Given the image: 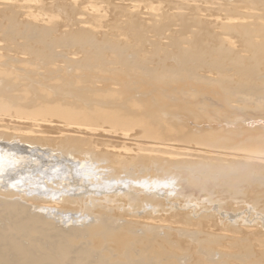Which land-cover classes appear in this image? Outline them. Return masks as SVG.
<instances>
[{
	"label": "bare ground",
	"instance_id": "bare-ground-1",
	"mask_svg": "<svg viewBox=\"0 0 264 264\" xmlns=\"http://www.w3.org/2000/svg\"><path fill=\"white\" fill-rule=\"evenodd\" d=\"M125 1L42 2L44 11L72 14L63 21L34 12L37 0H0V28L6 23L7 34L23 40L18 52L12 47L9 64L0 52V264H264V235L254 228L229 234L183 214L200 208L182 199L180 188L194 191L187 181L182 187L162 179L167 174L144 179L126 171L194 167L241 180L264 175V125L228 131L212 120L233 109L264 115V0H221L231 8L226 12L215 0L170 3L175 10L167 22L178 20L191 34L179 35L188 47L175 52L183 63L177 58L175 70L157 64L155 50L148 61H158L149 66L142 57L138 63L120 57L128 44L122 36L169 24L164 8L144 13L149 4ZM116 16L123 18L120 28L108 20ZM107 40L120 55L111 61L89 51ZM46 43L78 52L69 50L63 63L64 52L57 58L35 45ZM5 46L0 42V51ZM54 54L63 64L53 63ZM201 58L208 64H198ZM262 197L246 189L224 202L250 205ZM207 237L223 241L217 248L223 255L210 257ZM233 247L237 257L227 254Z\"/></svg>",
	"mask_w": 264,
	"mask_h": 264
},
{
	"label": "rangeland",
	"instance_id": "rangeland-1",
	"mask_svg": "<svg viewBox=\"0 0 264 264\" xmlns=\"http://www.w3.org/2000/svg\"><path fill=\"white\" fill-rule=\"evenodd\" d=\"M37 1L39 3L40 8H35L34 12H36L40 15H42V14L55 15L60 20H63V21H66L65 16L66 17H70V16L73 17L70 12H64L65 16L63 17V15L57 11H56V13L44 11L41 9V5H42V2H45V0H37ZM183 1H187V0H131L130 1L131 3H129L128 0H126L125 3L127 6L130 4H134V3H139L140 5H142V4L143 5L144 4L151 5V6L146 5V7H145L146 9H145V11H143L144 13H146V12L148 13V11H150L151 8L154 9V7H156V10H157L158 8L162 7V8H164L163 10H165L167 12L169 11L167 14H169V13L171 14L175 10V9L169 10L171 7H173V6H171V4L176 5L178 2H183ZM189 1L191 2L192 6L197 5V4H200L201 6H203L202 4L207 3V2L199 3L198 2L199 0H189ZM219 1L221 2V0H215V2H217V3ZM230 1H232V0H230ZM77 2H78L77 5L85 4L86 6H97L99 0H77ZM115 2L118 3L119 1H115ZM187 3H189V2H187ZM225 3L226 2H221L222 6H224V8L222 7L223 10L226 8L228 2L226 4ZM163 5H164V7H163ZM147 8H149L148 11H147ZM162 8H160L161 13L163 12ZM112 9L113 8H111V10ZM226 9L224 10L225 12H226ZM227 10H231L230 6ZM170 14H169V16H170ZM231 14H232V12H231ZM156 15H158V13ZM223 15H221V16H223ZM76 16H77V14L75 15V17ZM169 16L165 20V23H169L171 25H169V24L165 25L167 28L163 27V30L161 29L160 32L149 30V31L143 32L144 34L142 33L141 36H137L135 34V36H137L139 38L142 37L141 39L135 37L133 34H131V35L126 34L127 36L124 35L125 37L122 36L121 39L127 37L128 41L125 39V43L128 42L129 45L128 44L124 45L125 49H123L120 52L121 56L119 55V52H117L118 54H116L115 50L118 51L117 49H114L113 47L109 46L110 44L108 43V40L104 41V43L101 42L102 43L101 45H99L100 43H97L96 46H99V47L98 48H96V47L91 48V49H89V51L91 50V52H93V53L95 51V53H96V54L94 53L95 55H97L101 52L100 54H102L103 57H107V58H105V61L108 60V56L111 57L110 59H114V57L120 56L122 59H125V61L129 60V62L135 63L133 61V60H135L138 63L139 61L137 59L142 57L141 59L144 58L143 61H145V62L142 61V63L147 64L149 66L150 63L155 64L158 61L157 60L155 62V59H153L154 60L153 63L151 61H148V59H149L148 56H150L151 52L153 50H155L157 53V56L155 58L160 59L159 60L160 62L158 61L157 64L163 62L162 64H165V65L167 64L169 66V67L167 66L168 69L175 70L174 68H176V66L174 67L173 63L177 64V62L179 61L180 63H178V64H183L180 61L181 57H179V55H178L179 53L176 54L175 52H178L179 50L182 51L184 48H185L184 50H187L186 46L188 47V45H186L185 43H184L185 45H182L183 44L182 40L187 41L186 40L187 38L184 37L187 35H188L187 36L188 40H190L189 37L191 36V34H190V32H187L189 34L184 35L183 30L181 29L182 30L181 31L179 29V28H181V27H179L180 25H178L179 21L173 20L176 23H174V22H173L174 24L172 22L170 23L171 19H169V18H171V16L170 17ZM194 16H196V18H200L202 16V14H200V12H198ZM109 19H110L111 24L113 22H116V24L119 26V28L123 25L122 24L123 18L121 16H116V17H111V18L108 17V20ZM168 20H170V21L167 22ZM106 23H108V22H106ZM162 23H164V21H162ZM111 24L109 27H107L108 30L112 29V31H114V30L118 29V28H114V26ZM4 25H6V27L4 26L5 29H3L4 32L2 30V28H3L2 27V28H0V30H2L0 32L3 34H1V33L0 34L2 36L4 35V37H3L4 39H6V38L8 39L10 37V35L7 34L9 31L8 26L6 23H4ZM158 25H159V22H158ZM168 26H170V27H168ZM6 28H7V30H6ZM107 28H105V29H107ZM196 30L197 29L193 27L190 31L196 32ZM116 31L114 34H109V36L110 35H114V36L118 35ZM179 31H181V32H179ZM178 32H179V34H178ZM213 32L217 33L216 31H213ZM131 33H132V31H131ZM180 34L184 35L182 37H184L185 40L183 38L182 39L179 38L181 36ZM12 35H14L13 31L11 33L12 39H11V37L8 40L6 39L7 43L4 41V39L3 40L0 39L2 46H5V44H7L10 47L12 44L11 48H9L6 45L10 54H8L9 52H7V49H6V51L4 50L6 48V46L3 47L4 49L2 48L0 51L1 53L4 52L5 56L3 54H0V55L1 56L3 55L6 60L10 55L14 56L15 51H17V49L21 47L20 44H23V40L20 41L22 39V36L19 35V33L18 34L15 33V36L16 35L17 36L19 35V37L21 36L20 38H17V36H16L17 39L15 38V36H12ZM130 36H132V37H130ZM13 38H15L16 40ZM110 38L112 39V37H110ZM132 38L133 39L136 38V40L135 39L133 40ZM107 39H109V37H107ZM137 39L139 40V42ZM9 40H12V41H9ZM93 40L96 41V39H93ZM112 40H114V39H112ZM140 40H142V41H140ZM177 40L178 41L181 40L180 41L181 45H179V46L177 45L178 44ZM17 41H20V42L18 43ZM173 41H174V43H175V41L177 42L175 44L177 45L178 48L180 47L179 49L176 47V45H174ZM4 42H5V44H3ZM16 42L19 45L16 44ZM35 45L39 46L38 48L42 51L51 52L53 50L55 52L57 58L61 57L60 60L62 59L63 61L62 60L61 61L63 63L66 62V60L68 62V59H70L69 58L70 56L68 55L69 53L78 52V50L75 48H74V50L67 48L68 51L69 50H71V51H69V53H68V51L64 52L62 49L63 48L62 44L58 45V46L53 45L52 43H46L43 45L35 44ZM12 47H13V49L15 47L14 52L12 51ZM111 48H113V50ZM93 49H94V51H93ZM11 51H12V53H11ZM5 52H7V54H5ZM60 52H62V53L64 52V53L62 54ZM20 53H21V51H20ZM59 53L62 54L63 56L59 57ZM93 53H91V54H93ZM21 54L23 55V52ZM21 54L19 56H21ZM55 54L51 58H53V59L56 58ZM174 54L178 57L175 56L176 57L175 58L173 56ZM239 54L243 55V57L246 56L245 54H242L241 52ZM10 57H12V56H10ZM9 58H8V60H10ZM177 58H179L178 61H176ZM29 59H30V57H29ZM131 59H132V61H130ZM6 60L2 64H5V63L9 64L10 61L7 60V62H8L7 63ZM11 60H12V58H11ZM60 60L54 59L53 63L54 62L56 63V61H58L56 64H59V63L63 64ZM146 60L148 62H146ZM202 60H203V58L200 59V62ZM204 60H203V62L198 63V64H202L204 62H206L205 64H208L207 63L208 61H204ZM12 63L13 62H11V64ZM33 63H35V62L33 61ZM140 63H141V61H140ZM176 64H174V65H176ZM200 72H198L197 76L203 75L202 71H200ZM214 119H215V121L218 122L217 126L219 129H224V130H228V131L257 130L259 128L258 126L264 125V115H260L254 111H241L240 109H233L228 113L219 112L212 117V120H214ZM132 170L133 169H127L126 171H129V172H127L128 174L139 175L141 178H144V179H149L150 177L162 178L160 176L167 174L162 179H171V180H173V183H175V184L179 183L182 187L184 186L185 181H187L190 185H192V188L194 189L195 192L192 189H189L186 187H183L184 189L180 188L181 190H183V192L185 190V192L183 193L182 199L192 201V202H194L195 205L200 204V208L194 207L195 208L194 210L191 209V210L183 211L184 215L185 214L189 215L190 221H200V220L203 221V219H205L206 222L205 221H203V222L207 224L208 228H212L214 230L224 229L225 232L229 233V234L240 233L242 231V229H245V228H254L257 231L259 236L264 235V197H262L261 200H258L257 204H254V202L251 201L250 205L247 204L246 202L242 203V201L232 202L230 200L228 203L224 202V199L226 198V196L231 198V196H235V194L241 192V190H246V189L258 190V193L262 192L264 194V175L263 176L262 175L252 176L253 180H241L240 178H236V176L234 177L233 174H225L221 170H213V171L209 172L208 170H205V169L199 170V168H194V167L193 168H179V167L167 168L166 167V169H160V170H156L155 168H149L146 170L139 169L138 172H135ZM126 171H125V174H127ZM98 177L99 176H96V178H98ZM214 181H216L218 183L215 186H214ZM225 182L228 186L230 185V187H231V188L229 187L230 190L223 187V184ZM237 182H241V183H237ZM226 191L229 193H226ZM229 194H231V195H229ZM180 200L181 199L177 200L176 202L174 201L175 205H177ZM175 208L177 210V207H175ZM81 224H83V223H81ZM217 226H219L221 228H217ZM262 238L264 239V236ZM207 239H209L208 240L209 244L207 245V247L209 250L210 257L212 259H215L216 258L215 255H220V256L223 255V252L221 250L217 249V248H219V245H221V243L223 241H216L211 237H207ZM157 241H158V239H157ZM171 243L172 242L170 241L166 244L167 248H169V245ZM244 247L246 248L245 245H244ZM172 252H175L174 255H176L178 251L176 249H174ZM227 254L231 255L232 257L238 256L237 253H235L234 247L232 249H230L229 253H227ZM244 254L246 256H249V255H252V252L250 250H248V251H245Z\"/></svg>",
	"mask_w": 264,
	"mask_h": 264
}]
</instances>
